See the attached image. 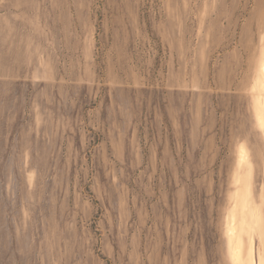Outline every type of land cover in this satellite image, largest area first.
Instances as JSON below:
<instances>
[{
    "label": "rangeland",
    "instance_id": "1",
    "mask_svg": "<svg viewBox=\"0 0 264 264\" xmlns=\"http://www.w3.org/2000/svg\"><path fill=\"white\" fill-rule=\"evenodd\" d=\"M0 264H264V0H0Z\"/></svg>",
    "mask_w": 264,
    "mask_h": 264
}]
</instances>
